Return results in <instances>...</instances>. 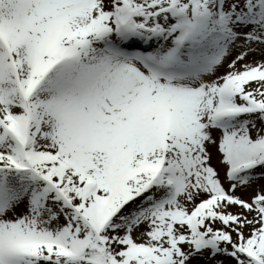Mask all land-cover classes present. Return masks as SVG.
<instances>
[{"label": "snow or ice", "instance_id": "6c2138e0", "mask_svg": "<svg viewBox=\"0 0 264 264\" xmlns=\"http://www.w3.org/2000/svg\"><path fill=\"white\" fill-rule=\"evenodd\" d=\"M205 255L264 264V0H0V264Z\"/></svg>", "mask_w": 264, "mask_h": 264}, {"label": "rangeland", "instance_id": "374dc122", "mask_svg": "<svg viewBox=\"0 0 264 264\" xmlns=\"http://www.w3.org/2000/svg\"><path fill=\"white\" fill-rule=\"evenodd\" d=\"M233 55H235V53H233ZM232 57H229V59H231ZM258 55L253 53V54H250L247 59L248 60H253V59H258ZM221 71H223V69H221ZM215 162V161H214ZM238 194H241L243 195L245 198H247L249 195H251V191H244V190H241ZM234 211L237 210V209H233ZM222 259H227L225 257H217L215 260L214 259H211V258H208L207 255L205 256H196L192 259V262L191 264H217V261L218 260H222ZM231 264H234V262H231Z\"/></svg>", "mask_w": 264, "mask_h": 264}]
</instances>
